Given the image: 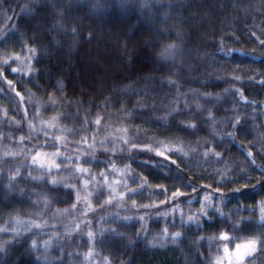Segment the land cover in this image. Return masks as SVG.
I'll return each mask as SVG.
<instances>
[{
  "label": "trees",
  "instance_id": "obj_1",
  "mask_svg": "<svg viewBox=\"0 0 264 264\" xmlns=\"http://www.w3.org/2000/svg\"><path fill=\"white\" fill-rule=\"evenodd\" d=\"M263 98L264 0H0V229L32 217L56 232L49 263L32 247L43 235L0 231V264H82L88 248L109 264H229L221 232L235 264L264 232ZM28 99L62 131L33 130Z\"/></svg>",
  "mask_w": 264,
  "mask_h": 264
},
{
  "label": "snow or ice",
  "instance_id": "obj_2",
  "mask_svg": "<svg viewBox=\"0 0 264 264\" xmlns=\"http://www.w3.org/2000/svg\"><path fill=\"white\" fill-rule=\"evenodd\" d=\"M121 2H123V0H121ZM25 7H27V6H25ZM94 7H96V6H94ZM22 49H23V45H22ZM27 50H28V52L33 54L32 57L28 58L29 59V66L31 67L30 61L35 58L36 50L34 48H28ZM229 51H234V50H229ZM177 53H178V46L175 45V44H170V45H167L165 47L163 55H165L168 58L174 59L175 55ZM10 59H12V57L8 58V60H10ZM15 59L17 61H19L20 60V56H16ZM8 60H5L4 63L7 64ZM17 70L18 69H13V72H16ZM169 83H174V82L173 81H169ZM8 84H9V87L12 86V82L11 81H8ZM17 95H19V93H17ZM239 122H240V120H239V118H237V122H236L235 125H233V127H236L239 124ZM88 123L90 124L91 122L89 121ZM95 123L97 125H99L101 123L100 119L98 118ZM188 127L194 128V127H196V125H188ZM57 139H59V138H57ZM125 143H127V141H125ZM135 147L136 146L133 145V148H135ZM39 155L40 154L37 153V156L33 158V161H32L33 165L36 164L37 160L39 159ZM52 155L53 156H59V155H61V153L59 151H57L56 153H53ZM157 155L164 156L165 154H164V152L158 151ZM204 155L208 156V155H210V153L206 152V153H204ZM216 156L219 157L220 154L216 153ZM249 156H251V153H249ZM76 159H77V161H79L81 158L77 157ZM172 163H175V161H172ZM253 163H254V161H253ZM29 166L31 167V165H29ZM159 166L164 167L165 165H159ZM47 167H48V173L50 174L54 169H58L59 165L48 164ZM40 169L41 170L44 169V164L43 163H40ZM113 170H115V169H113ZM75 171L78 174H86V173L89 172L88 169H85V168H82V167H77ZM20 175H21L20 171L17 170V172H16V174L14 176L9 177V183L11 184L12 181H14ZM130 178L135 179L134 176H132ZM31 179L35 181V180L41 179V177H31ZM50 183L52 185H56V184L60 183V181L54 179ZM87 186H88L87 182H85V187H87ZM64 187L65 188H71L73 186L72 185H64ZM136 191H137L136 189L129 190V192H131V193H135ZM193 191L195 192L196 189H193ZM236 191H239V189H237ZM89 195H91V193ZM124 195H125V193H121L120 194V198L123 199ZM180 195H182V193H180L179 190H177V192L173 194V198H176V197H178ZM113 199H114V197L110 196L109 200L107 201V203H109V204L112 203ZM208 199L209 198L206 197L204 201H201V205L202 206H201V208L199 210V213H200V215L211 219V217H208L207 208H211V207H214V206L211 205L210 203H207ZM79 202H80V197L77 196V203H79ZM135 203L136 202L133 201V206H135ZM161 203L163 204L164 202H161ZM144 207L148 208L150 206L145 205ZM152 207H154V205ZM74 209H76V205L75 204L73 205V210ZM91 211H92V208H91V205H89L88 208L85 210V215H87ZM216 211L219 213V215L224 216V213L222 211H220L219 208H217ZM118 218L121 219V220H131V219H133V217H118ZM101 219H103V217H101ZM138 219L139 220H143L144 217L141 216ZM187 222L188 223L195 222V223H197V225L200 224V220L197 217H195V216H189ZM261 222L264 223V213H262V215H261ZM15 223L21 224V223H24V222L17 220V221H15ZM27 223L30 224V225H33V227L35 229H37V230H40L42 228V226L40 224H33L32 221H29ZM85 223L91 224L92 222L91 221H85ZM183 223H185V221H183V219H182V225L181 226H183ZM79 227L80 226L77 225V230H79ZM231 229H232L233 232L240 230V229H238L236 227L235 224L231 225ZM4 230H6V229H0V231H4ZM27 230L29 232H31L32 228H28ZM13 231H16V230L14 229ZM105 231H106L105 229H101L100 230L101 235H103V233ZM107 231H111V232L115 233V229H110V230H107ZM165 234L166 235L168 234L167 233V229H165ZM95 235L96 234L93 233L92 231H89L87 233V237H88V240H89L90 243L95 239ZM171 235H172L173 239H176L177 237H179L181 235V233L176 232V233H172ZM235 238L236 237H234V236H229L228 232H221L220 233L219 240H220V243L223 244V251H224L225 255L228 257L229 264H233V261H232L231 255H230V250H229V243L231 242L232 239H235ZM209 239H212V238H209ZM50 243H51V241H45L44 242V245H45L46 249H47V247H48V245ZM38 246H39V242L37 240H33L32 247L36 248ZM258 246H264V232H261L260 235L257 238H254V239H251V240H247L244 243H238V244L235 245V249H234V251H235V264H245L246 259L249 258V257H252L253 254L257 252V247ZM0 250H3V246L2 245H0ZM91 255H92V252L90 250L89 253H88V256L90 257ZM86 259H87V257H86ZM217 264H223V261L222 260H218Z\"/></svg>",
  "mask_w": 264,
  "mask_h": 264
},
{
  "label": "rangeland",
  "instance_id": "obj_3",
  "mask_svg": "<svg viewBox=\"0 0 264 264\" xmlns=\"http://www.w3.org/2000/svg\"><path fill=\"white\" fill-rule=\"evenodd\" d=\"M30 56L28 54L20 55V60L17 61V68L21 70L24 73H29L31 71V67L29 66V58ZM31 63V61H30ZM264 99V98H263ZM23 101H21V104ZM28 112H29V118L30 123L32 125L33 130H42L45 132H48L49 134L56 135L63 129V125L57 120V119H47L40 117L38 113V108L35 102H32L30 99H28ZM262 111H264V104L260 107ZM22 221L24 223L17 224L15 221ZM32 221L33 224H40L42 228L40 230H37L33 227V225L28 224L27 222ZM11 225L5 226L3 229H6L10 234L13 235H23V234H30L36 232L37 235H43L44 237L38 239L39 246L36 248H33L36 253L38 254V257L41 261L51 262L52 261V254L50 253L51 249V243L52 239L54 238L53 235L56 234L53 223L51 224L49 220L43 219V218H17L13 220V222L10 223ZM32 228V231L29 232L27 229ZM16 231H13V230ZM75 231L78 232L76 229ZM7 232V233H8ZM89 231L85 232V238L88 240L87 233ZM45 241H51V243L48 245L47 249L45 248L44 242ZM89 241V240H88ZM33 243V241H32ZM91 250V248H88L85 252L82 264H109L105 259L100 257L98 253L95 250H91L92 255L89 257L88 253ZM87 257V259H86ZM233 258L235 259V251H233Z\"/></svg>",
  "mask_w": 264,
  "mask_h": 264
}]
</instances>
